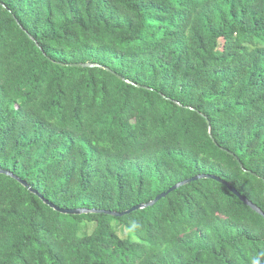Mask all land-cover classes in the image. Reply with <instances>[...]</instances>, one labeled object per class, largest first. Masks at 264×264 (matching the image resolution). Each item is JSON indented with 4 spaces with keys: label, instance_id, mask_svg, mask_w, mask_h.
I'll use <instances>...</instances> for the list:
<instances>
[{
    "label": "trees",
    "instance_id": "obj_1",
    "mask_svg": "<svg viewBox=\"0 0 264 264\" xmlns=\"http://www.w3.org/2000/svg\"><path fill=\"white\" fill-rule=\"evenodd\" d=\"M231 189L264 213V0H0V264H264Z\"/></svg>",
    "mask_w": 264,
    "mask_h": 264
},
{
    "label": "water",
    "instance_id": "obj_2",
    "mask_svg": "<svg viewBox=\"0 0 264 264\" xmlns=\"http://www.w3.org/2000/svg\"><path fill=\"white\" fill-rule=\"evenodd\" d=\"M73 66H78V67H94V66H98V65H94V64H89V63H85V64H77V65H73ZM8 174V173H6ZM213 178L216 180H219V178L216 177H212V176H198L195 179H200V178ZM189 181H185L182 183H179L177 185H175L174 187H172L171 189H169L167 192L159 195L158 197H156L153 201L149 202L148 204H144V205H139L134 207L133 209L127 211V212H123V213H116V212H110V211H97V210H87V209H77V210H65V209H60L58 207H55L53 204L49 203L47 200H45L41 195H39V197L44 201L45 204L49 205L51 208H53L54 210H56L59 213L62 214H67V215H81V214H106V215H111L114 217H121L123 215L129 214L133 211H137L139 209H144L148 206H152L155 203H157L160 199H162L163 197H165L166 195H168L169 193H171L172 191H174L175 189L179 188L180 186H182L183 184L188 183ZM231 191L243 202L245 203L247 206H249L252 210H254L255 212H257L259 215H261L264 218V213L262 212V210L260 208H258L257 206H255L254 204H252L250 201H248L244 196L240 195L235 189H231ZM35 193V192H34ZM36 194V193H35Z\"/></svg>",
    "mask_w": 264,
    "mask_h": 264
}]
</instances>
